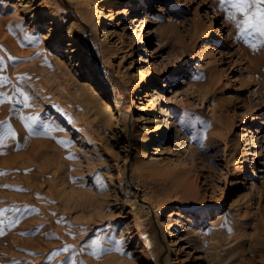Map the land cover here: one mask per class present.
<instances>
[{
    "label": "rangeland",
    "instance_id": "obj_1",
    "mask_svg": "<svg viewBox=\"0 0 264 264\" xmlns=\"http://www.w3.org/2000/svg\"><path fill=\"white\" fill-rule=\"evenodd\" d=\"M262 10L264 0L241 10L221 0H0V135L11 133L0 160L15 163L0 165L10 176L0 264H262ZM87 89L118 106L125 131L90 129L72 102ZM164 116L173 127L158 139ZM44 123L60 130L45 134ZM83 191L93 210L76 206ZM35 236L53 242L31 248Z\"/></svg>",
    "mask_w": 264,
    "mask_h": 264
},
{
    "label": "bare ground",
    "instance_id": "obj_2",
    "mask_svg": "<svg viewBox=\"0 0 264 264\" xmlns=\"http://www.w3.org/2000/svg\"><path fill=\"white\" fill-rule=\"evenodd\" d=\"M98 18L100 19V21L98 22V24H103L102 23V20L104 19V18H106V14L105 13H103V12H100V14L98 15ZM74 21H76L75 20V18H72ZM73 23V22H72ZM2 33V38L3 37H7V35H6V33L3 31L2 32V29H1V24H0V34ZM104 33H106V30L105 29H103V34ZM11 41H12V39H10ZM13 43V45H14V42H12ZM206 44V43H205ZM15 46V45H14ZM82 61L85 63V64H87V67H89L90 68V70L94 73V74H96V72H97V70H96V67L93 65V62H92V60L91 59H89V58H87L86 57V55L84 54V52L82 53ZM48 80V79H47ZM83 84V83H82ZM87 84V83H86ZM84 86V85H83ZM81 87V89H86V86L85 87ZM88 86V85H87ZM88 88H89V86H88ZM91 88V87H90ZM93 90V89H92ZM155 90V92H154V97H153V100L154 99H158L159 97H160V93H159V91L157 90V89H154ZM86 91V90H85ZM207 89L206 88H201V90H200V93H202V94H207ZM80 93V92H79ZM78 92L77 93H75L74 92V94H72L73 96V98H74V100L72 101V102H76V103H79V107H80V111L78 112V114L80 115V117L82 118V120L83 121H85L87 124H88V126L90 127V129L94 132V133H96V134H102L103 132H105V130H109V129H111V130H115L116 128H117V130H124L125 131V123L123 122V120H122V116H121V114H120V112H119V109H118V106H114L112 103H110V102H108V101H106V100H104L102 97H95L93 94H91L92 92H91V90H89L88 91V89H87V92H85V95L84 94H79ZM70 94V95H71ZM209 94V93H208ZM61 97V96H60ZM161 99V98H160ZM64 101V100H63ZM67 101V100H66ZM159 109H161V111L163 112V107L162 106H159ZM71 110H73V109H71ZM75 113V112H74ZM157 122H158V124L156 125L157 127H155V128H158V129H160V131L159 132H157V134H156V138H158V139H161L165 134H167L168 133V131H170V130H172V127H173V125H172V123L171 122H169L168 121V118H166L165 116L162 118H158V120H157ZM82 124V123H81ZM84 124V123H83ZM80 125V124H79ZM85 127V126H84ZM88 129V128H87ZM86 130V129H85ZM89 130V129H88ZM87 130V131H88ZM111 130H110V132H111ZM81 131V130H80ZM86 132V131H85ZM89 132V131H88ZM115 132H117V131H115ZM175 134H176V138H178V140H180L181 141V144H182V149H183V151L186 153V155H189L190 156V153H191V149H190V147H189V145H188V143H186L185 141H184V139H183V137L180 135V134H178V132L175 130ZM147 135H144V137L143 138H141L142 140H137V141H135V147L137 148V150H138V152H140V154L142 153V154H145L146 152H148V150H150V148L148 147V141H147V137H146ZM151 149H155V150H153L154 152H151V153H155V152H157V148H151ZM159 151V150H158ZM184 153V154H185ZM192 155V154H191ZM126 157V156H125ZM151 158V157H150ZM153 158V157H152ZM155 158V157H154ZM190 158V157H189ZM154 160V159H153ZM153 160H151V162L153 161ZM194 160V159H193ZM28 161V160H27ZM51 161V160H50ZM150 161V160H149ZM29 162H36V160L34 159V157H29ZM153 162H155V161H153ZM0 165L1 166H5V167H12V166H14L15 165V163L13 162V159L12 160H10V159H7V160H0ZM63 169V164L61 163L59 166H53L52 167V174H56L57 173V171L59 172V171H61ZM263 169V168H262ZM262 169L260 168V169H258L259 171H262ZM37 170H38V173H41V174H43V172H44V165L43 164H38V166H37ZM33 171V170H32ZM0 172H1V169H0ZM252 173H255V170L253 169L252 171H251ZM0 174H2V172L0 173ZM62 174V173H61ZM4 177H3V176ZM1 176H0V195H3V190L5 191V189H3V190H1L2 189V187H3V185L2 184H4V180L5 179H10V176H6V174H2ZM40 176V175H39ZM62 176V175H61ZM262 176V175H261ZM42 177H43V175H42ZM28 178V177H27ZM30 178V177H29ZM60 178H62V177H60ZM33 179V178H32ZM36 179V178H35ZM35 179H33V180H35ZM45 179V178H44ZM58 180V179H57ZM65 180V179H64ZM61 181V180H60ZM41 182V181H40ZM40 182H38L37 180L36 181H31V182H29V184L30 185H32V187L33 188H36V189H41L42 188V184H40ZM44 183V182H43ZM60 183V182H59ZM65 183V182H64ZM253 184L255 183L254 182V180H253V182H252ZM254 187H255V185H253ZM45 188V187H44ZM47 188V187H46ZM73 187H71V189H72ZM63 189V188H62ZM75 189V188H74ZM79 190L81 191V190H83L82 188L80 189L79 188ZM9 191V190H8ZM40 191H42V190H40ZM72 191V190H71ZM73 191H76V189L75 190H73ZM72 191V192H73ZM78 191V190H77ZM71 192V193H72ZM84 192V193H83ZM83 192H81V193H79L78 194V196L77 197H74V198H77L79 201H77L75 204H76V206H80V205H83V207L84 208H87L86 209V212H87V210L89 209V210H93V208L96 206L95 204L96 203H94L92 200H89L88 199V196L89 195H87V196H84V195H86V194H89V193H87V191H86V193H85V191H83ZM29 193V192H28ZM74 193V192H73ZM5 194V193H4ZM63 194H64V196H65V192H63ZM9 195V194H8ZM11 195V194H10ZM9 195V196H10ZM4 196V195H3ZM7 196V195H6ZM11 196H13V194L11 195ZM10 196V197H11ZM73 196H74V194H73ZM93 196V194L91 195V197ZM95 196V195H94ZM93 196V197H94ZM8 197V196H7ZM34 197V196H33ZM95 198V197H94ZM93 198V200H95ZM92 199V198H91ZM31 202L33 201L32 199H29ZM64 200V199H63ZM71 200H73V199H71ZM96 200H97V197H96ZM95 200V201H96ZM73 202V201H72ZM97 202V201H96ZM69 203V202H68ZM83 203V204H82ZM85 203V204H84ZM70 204V203H69ZM75 204H73L74 206H75ZM73 205L71 204V206L73 207ZM97 205H98V203H97ZM59 206V205H58ZM67 206H68V204H67ZM40 207L43 209V215H45V217H47V218H49L50 219V216H48V213H49V211L46 209V204L43 202L41 205H40ZM48 207V206H47ZM52 207V206H51ZM62 207V206H61ZM69 207V206H68ZM67 207V208H68ZM72 207H69L70 209L72 208ZM66 208V207H65ZM74 209H76V208H74ZM79 209V208H78ZM78 209H77V211H78ZM83 209V208H82ZM65 210H67V209H65ZM61 211V210H60ZM76 211V210H75ZM81 211V210H80ZM79 211V212H80ZM83 212V211H82ZM81 212V213H82ZM85 212V211H84ZM95 212V211H94ZM6 213V212H5ZM4 213V214H5ZM92 213L93 212H91V215H92ZM53 214V213H52ZM42 214L41 213H36V214H34V215H32L31 217H30V219H32L33 221H35V220H37V219H39V218H42V216H41ZM207 216V215H206ZM156 221L157 220H159V219H161L160 218V212H158L157 213V216H156ZM3 220V219H2ZM50 221V220H49ZM4 222V221H3ZM25 222H27L26 220L21 224V226L25 223ZM67 222V221H66ZM56 224V223H55ZM87 224V226H88V222L86 223ZM62 225V224H61ZM64 227V226H63ZM85 227V226H84ZM90 227V226H89ZM65 228V227H64ZM88 228V227H87ZM225 232V231H224ZM66 233V232H65ZM163 234H164V230H163V232H162ZM52 236H50V238H51ZM54 238V237H53ZM57 238V237H56ZM14 239V238H13ZM12 239V240H13ZM44 239V238H43ZM3 240H6V241H8L9 242V240H10V237H5L4 239L3 238H0V248H5L4 246L2 247L1 245H2V243L4 242ZM53 242V240H52V238L50 239V242H48V240H42V238H40V237H38V236H35V237H33V238H30L29 239V245H30V247L31 248H45V247H50L51 246V243ZM260 249V248H259ZM239 250V249H238ZM254 251V250H253ZM258 251V250H257ZM260 251V250H259ZM262 251V250H261ZM260 251V252H261ZM238 252V251H237ZM75 255V254H74ZM62 259H59L57 262H55V264H59V262L61 261ZM108 260V259H107ZM116 261V260H115ZM261 263L262 264H264V256H263V258L261 259ZM106 264H112L111 262H108V263H106ZM249 264H252V263H249Z\"/></svg>",
    "mask_w": 264,
    "mask_h": 264
},
{
    "label": "snow or ice",
    "instance_id": "obj_3",
    "mask_svg": "<svg viewBox=\"0 0 264 264\" xmlns=\"http://www.w3.org/2000/svg\"><path fill=\"white\" fill-rule=\"evenodd\" d=\"M225 3H230L231 6H232L233 8H235V9H237V10H241V9L247 7V5H248V3H249V0H221V6H222V7H223V5H224ZM262 11H264V10H262ZM244 23L249 24L250 27L252 26L251 23L249 22V20H247V19L244 21ZM258 23H259L260 25H264V17H261V18L258 20ZM41 30H42V29H41ZM36 39L38 40L39 37H36ZM51 39H52V37L50 36V37H49V40H51ZM45 44L47 45V44H48V41H45ZM21 95L24 96V100L27 101L28 97L25 96L23 92H21ZM28 119L31 120L33 123L36 122V118H35V117H28ZM42 127H43V129H44V133H45V134H46L50 129L53 130V131H55V130H60L59 128H56V127H54L52 124H49V123H44V124L42 125ZM9 134H11L10 131L7 132V133H4L3 135H0V140H2L5 136H7V135H9ZM37 134H39V133H37ZM0 222H2V221H0ZM10 222H11V223H14L15 221H10ZM93 243L95 244L96 241H93ZM117 243H119V242H117ZM117 250H119V248H117Z\"/></svg>",
    "mask_w": 264,
    "mask_h": 264
}]
</instances>
